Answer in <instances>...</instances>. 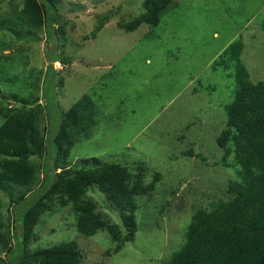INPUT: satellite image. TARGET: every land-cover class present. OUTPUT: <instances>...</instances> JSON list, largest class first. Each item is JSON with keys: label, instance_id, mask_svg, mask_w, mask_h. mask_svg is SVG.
Returning <instances> with one entry per match:
<instances>
[{"label": "rangeland", "instance_id": "374dc122", "mask_svg": "<svg viewBox=\"0 0 264 264\" xmlns=\"http://www.w3.org/2000/svg\"><path fill=\"white\" fill-rule=\"evenodd\" d=\"M145 1L57 0L56 44L46 27L31 28L24 0L0 3V109L44 106L53 69L49 95L57 91L58 117L84 99L96 116L89 138L72 149L69 169L98 158L143 173L146 185L161 174L154 193L137 197L136 237L120 252L106 230L81 235L71 206L58 205L35 227L41 239L31 250L74 241L85 264H164L182 247L193 211L232 197L226 190L237 168L223 166L229 148L217 141L235 99L237 67L264 83V0H172L157 27L120 29L144 12ZM4 120L1 112L0 125ZM50 124L41 119L43 130ZM227 163L234 165L233 153ZM88 196L125 232L103 193L95 188ZM0 198L3 230L13 235V207ZM13 248L0 258L10 261Z\"/></svg>", "mask_w": 264, "mask_h": 264}, {"label": "trees", "instance_id": "16d2710c", "mask_svg": "<svg viewBox=\"0 0 264 264\" xmlns=\"http://www.w3.org/2000/svg\"><path fill=\"white\" fill-rule=\"evenodd\" d=\"M56 1L24 0L23 6L31 28L46 27L54 44L55 24L60 20ZM171 3L172 0H146L144 12L132 21L120 23L119 28L134 32L145 24L157 27ZM56 53H51L54 63L60 62ZM234 54L231 57L236 56L238 61V53ZM50 75L53 78L49 80ZM50 75L44 88V106L36 103L34 107L0 109L5 118L0 125V193L13 207L14 215L12 235L9 226L3 230L0 213V253L10 250L11 243L15 245L11 260L0 258V264H85L74 241L29 248L41 239L34 231L40 219L57 205L71 206L81 235L93 237L106 230L116 243L114 252H120L136 237L137 197L154 193L161 179L157 173L146 185L143 173L135 175L126 166L102 163L98 158L80 160V168L69 169L72 149L83 137L89 138L95 124L94 106L87 99L77 101L62 118L58 117L57 91L49 95L57 75L53 69ZM234 77L235 99L227 107V127L217 141L220 148H229L221 162L223 166L237 168V177L230 180L226 190L232 197L215 203L210 210L193 211L182 247L164 264H264V83H253L241 66ZM45 117L51 124L43 130L41 119ZM232 153L234 165L227 163ZM95 188L104 194L106 206L111 203L121 213L125 232L96 211L97 204L88 196ZM18 225L21 237L17 236Z\"/></svg>", "mask_w": 264, "mask_h": 264}, {"label": "water", "instance_id": "95a60500", "mask_svg": "<svg viewBox=\"0 0 264 264\" xmlns=\"http://www.w3.org/2000/svg\"><path fill=\"white\" fill-rule=\"evenodd\" d=\"M20 234H21V226L18 225V227H17V236L19 237Z\"/></svg>", "mask_w": 264, "mask_h": 264}]
</instances>
